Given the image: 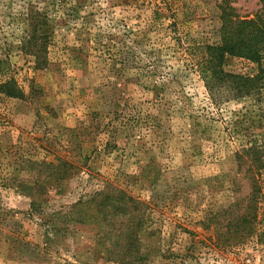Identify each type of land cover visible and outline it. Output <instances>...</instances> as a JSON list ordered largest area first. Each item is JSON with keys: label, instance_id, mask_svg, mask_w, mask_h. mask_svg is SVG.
Wrapping results in <instances>:
<instances>
[{"label": "rangeland", "instance_id": "rangeland-1", "mask_svg": "<svg viewBox=\"0 0 264 264\" xmlns=\"http://www.w3.org/2000/svg\"><path fill=\"white\" fill-rule=\"evenodd\" d=\"M220 5L251 18L260 2L0 0V83L27 94L0 93V264H105L93 228L60 213L106 182L149 202L148 264H264L263 227L237 239L220 214L249 189L233 184L235 153L264 140L258 106L213 100L187 49L219 41ZM31 6L46 20L42 68L21 47Z\"/></svg>", "mask_w": 264, "mask_h": 264}, {"label": "trees", "instance_id": "trees-1", "mask_svg": "<svg viewBox=\"0 0 264 264\" xmlns=\"http://www.w3.org/2000/svg\"><path fill=\"white\" fill-rule=\"evenodd\" d=\"M259 2L260 6L251 18L239 17L233 7L220 5L219 41L189 45L187 49L197 58L196 71L213 100H219L221 95H229L233 99L250 98L258 106L257 121L264 123V0ZM24 19L26 32L22 51L33 56L36 68H42L47 60L48 36L40 32L39 27L45 23V15L39 8L31 6ZM227 56L249 61L256 66V72L240 74L227 71L224 67ZM36 90L30 88V92ZM0 93L8 97H27L12 78L0 83ZM235 161L237 175L233 184L238 191L245 184L249 189L245 194L234 197L220 214L227 231L233 232L237 239H243L254 235L258 224L264 229V206L261 207L264 205V191L260 180L264 166V140L255 138L248 141L235 153ZM67 164L63 161L62 168ZM37 165L44 168L53 164L41 162ZM62 172L60 178L69 175L65 169ZM36 184L34 182V187ZM25 193L32 199L33 210L38 211L33 193ZM149 208V202L106 182L102 189L80 198L60 215L65 220L93 228L95 245L105 264H148V258L142 251V233ZM213 214L218 215L219 212Z\"/></svg>", "mask_w": 264, "mask_h": 264}]
</instances>
